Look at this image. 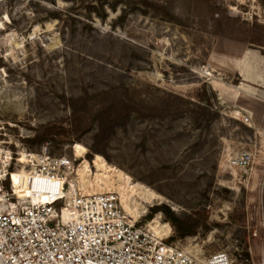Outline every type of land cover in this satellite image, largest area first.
<instances>
[{
	"label": "rangeland",
	"instance_id": "obj_1",
	"mask_svg": "<svg viewBox=\"0 0 264 264\" xmlns=\"http://www.w3.org/2000/svg\"><path fill=\"white\" fill-rule=\"evenodd\" d=\"M224 34L264 56V0H0V148L21 159L23 152L74 158V181L84 160L89 182L119 170L131 186L160 197H131L144 209L135 217L140 224L159 214L174 237L161 212L147 217L166 205L200 220L193 234L172 243L201 258L223 252L235 264H264V112L236 86L230 56L210 59L217 40H231ZM215 82L224 87L219 104ZM108 95L144 111L87 158L98 130L93 111ZM84 102L90 112H71ZM72 113L80 118L76 127ZM46 127L55 140L28 143ZM242 152L249 166H230Z\"/></svg>",
	"mask_w": 264,
	"mask_h": 264
},
{
	"label": "built area",
	"instance_id": "obj_2",
	"mask_svg": "<svg viewBox=\"0 0 264 264\" xmlns=\"http://www.w3.org/2000/svg\"><path fill=\"white\" fill-rule=\"evenodd\" d=\"M23 154L0 148V264H235L223 252L201 258L170 243L115 191L85 192L70 180L74 158ZM250 159L242 152L229 164L243 169ZM37 180L50 186L26 193Z\"/></svg>",
	"mask_w": 264,
	"mask_h": 264
},
{
	"label": "trees",
	"instance_id": "obj_3",
	"mask_svg": "<svg viewBox=\"0 0 264 264\" xmlns=\"http://www.w3.org/2000/svg\"><path fill=\"white\" fill-rule=\"evenodd\" d=\"M224 38L235 40L237 42H243L229 34L222 35ZM237 84V83H236ZM99 106L95 111L92 119L97 122V133L94 136L93 145L90 149V153L87 154V158H91L92 154H100L103 151V145L108 136L113 133L114 129L123 125L132 114L142 116V106L127 99H121L119 96H107L99 101ZM209 100H206V108L204 111L208 112L211 107ZM71 112H90L87 108V102L83 103L81 110H77L72 106ZM77 113H72L73 124L75 125L79 120ZM76 127V125H75ZM73 132H76L75 130ZM57 133L54 128L46 127L41 132L36 133L32 139L28 140L29 144L39 145L46 141L55 140ZM161 212L165 219L174 228L175 235L169 239L171 243L177 238H183L185 236L193 234L200 225V220L196 219L193 214L184 215V217H178L172 212L168 206L160 205L150 210L148 218H151L153 214Z\"/></svg>",
	"mask_w": 264,
	"mask_h": 264
},
{
	"label": "crops",
	"instance_id": "obj_4",
	"mask_svg": "<svg viewBox=\"0 0 264 264\" xmlns=\"http://www.w3.org/2000/svg\"><path fill=\"white\" fill-rule=\"evenodd\" d=\"M220 54L230 56L226 67L233 69L240 79V82L236 85L238 89H243L244 93L252 96L254 106L260 109V112H264V56L257 51L247 49L241 42L227 39L217 40L213 44L210 51V59L214 62ZM213 85L215 86H212V89L217 95L219 104V101L225 97L222 95L224 87L218 82ZM244 89H252L260 94L256 96ZM237 101L240 103V101H245V98L238 97ZM239 107H241V104H239ZM243 111L256 112L249 107Z\"/></svg>",
	"mask_w": 264,
	"mask_h": 264
},
{
	"label": "bare ground",
	"instance_id": "obj_5",
	"mask_svg": "<svg viewBox=\"0 0 264 264\" xmlns=\"http://www.w3.org/2000/svg\"><path fill=\"white\" fill-rule=\"evenodd\" d=\"M75 146V145H74ZM84 154V153H83ZM82 154V155H83ZM76 158H79L77 154H74ZM24 156L22 157L23 160ZM86 164V166H85ZM93 168L96 170V172H100L98 168V164L95 160L93 161ZM85 167V168H84ZM77 177H78V182L80 184V187L85 191L89 192L91 189L93 193H100L103 191H115L117 192L121 198L124 200L123 207L125 211H127L133 218L137 217L138 215V208H142L141 205L135 203L132 204V196L134 195L135 192H139L142 196L145 202H151L153 200L160 199L158 195L155 193L151 192L149 189H147L144 186L141 185H130V181L128 178L124 176L122 172L119 170L113 171L112 172V177L111 173H106L105 177L101 178L99 177L96 173L94 175V180L93 182H89V177L91 175V169H90V164L84 160L83 163L78 164L77 167ZM117 179V183L116 182ZM115 180V181H114ZM126 185V189L122 190L119 188H116L117 185ZM40 184L36 181L32 182L30 191L33 190H40L39 188ZM131 192V194H129ZM45 200V199H44ZM144 207V206H143ZM142 210H144L142 208ZM159 214L157 218L154 220L150 221L147 223L148 227L153 230L154 233L158 235H168L171 233V227L168 223H160L158 221ZM189 251L188 249H185Z\"/></svg>",
	"mask_w": 264,
	"mask_h": 264
}]
</instances>
